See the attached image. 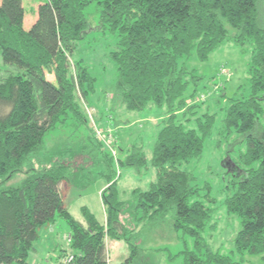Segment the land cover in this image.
Segmentation results:
<instances>
[{
  "label": "trees",
  "instance_id": "1",
  "mask_svg": "<svg viewBox=\"0 0 264 264\" xmlns=\"http://www.w3.org/2000/svg\"><path fill=\"white\" fill-rule=\"evenodd\" d=\"M263 2L44 0L25 30L22 0H0V264H27L42 230L56 219L69 228L70 264H108L106 240L126 245L129 255L122 264H146L142 230L168 220L176 235L194 239V251L181 253L183 264H244L250 256L264 263V127L258 124L264 115ZM89 6L95 25L86 17ZM100 39L109 42L107 57L115 70L108 107L104 95L96 96L90 66L74 56L85 41ZM224 44L250 58L249 95L229 98L222 120L223 130L242 138L245 147L238 156L240 175L224 201L226 213L240 224L229 255L202 246L211 213L185 170L201 158L215 120L208 108L201 114L205 103L197 95L206 85L192 64H204ZM218 98L219 106L225 96ZM149 107L165 116L148 164L155 181L146 191L133 190L132 201L125 203L113 160L115 170L137 174L146 170L147 161L141 142H119L114 130L122 123L114 118L120 109L141 113ZM87 109L98 114L92 115L98 125L112 117V147L120 159L96 140ZM89 170H103L97 176L107 186L101 193L104 224L86 208L81 224L64 205L62 186H71L80 171L88 172V186L94 179ZM127 206L131 221L124 222L120 217Z\"/></svg>",
  "mask_w": 264,
  "mask_h": 264
},
{
  "label": "rangeland",
  "instance_id": "2",
  "mask_svg": "<svg viewBox=\"0 0 264 264\" xmlns=\"http://www.w3.org/2000/svg\"><path fill=\"white\" fill-rule=\"evenodd\" d=\"M43 2L44 0H22V7L24 10V29H29L34 23L37 17V7ZM262 8H264V5ZM85 13L86 17L92 21V25H95V20H93V6H89ZM105 40L106 39L85 41V44L82 47H78L74 56L76 58H81L90 66V70L96 79V96L104 95L103 99H107L106 104L108 107V103L110 102L108 94L112 95L115 86V70L108 60L107 54L109 48L107 47L109 42ZM249 59L247 53L242 54L234 45L224 44L214 50L208 61L204 64H192L193 67L199 70L201 76L204 77V83L206 85V88L200 91L197 95V97H203L205 103L204 110L201 114H204L206 108H208L207 113L209 115H214L215 120L212 135L204 140L201 158L198 161L193 160L190 162V164L185 166V170L194 177L193 185L197 186L200 190L199 198L211 213L209 223L203 230L202 239L200 240L202 246L210 249L213 253H218L220 255H229L233 250L231 239L240 229L239 221L235 217L226 213L224 201L228 195V187L231 185V182L236 180L235 176L240 175L239 173L241 170L238 168L240 166L237 164L238 156L245 151L242 138L236 134L234 135L233 133L223 130L224 127L222 125V120L224 118V109L228 106L229 98L243 99L247 98L249 95L248 84L245 79ZM1 74L4 75L3 68L0 65V75ZM47 79L52 80L49 76ZM214 91H216L215 94ZM222 94H224L225 98L218 102L220 104L218 106L214 101ZM218 100L220 99L218 98ZM184 105L185 108L182 109L183 112H185V109L190 106V101H188V103L186 102ZM89 112L94 118H97V113L93 114V112ZM121 113L122 112L117 111L114 120H119V118H121ZM154 113L156 117L162 116L163 114L159 112ZM149 119L150 116L147 112L130 114V117L122 121L123 127L128 128L114 130L115 136L120 137L119 142L122 143L123 146H130L132 141H128V138L126 139L127 135L130 133L138 135L140 134L138 131L143 128L144 132L141 136L144 138L141 140L139 139L136 143L141 142L143 144V153L146 160L148 159L147 157H151L152 152V140L151 137H148L152 130V128H150L151 123L147 122ZM162 119H165V117L162 116ZM111 123H114L113 119L112 117H108L105 121H102L101 124H95L96 129L101 132L107 129L110 130ZM153 123H155V121ZM258 124L261 127H264V115L259 118ZM73 147L75 149L76 145ZM56 148H58V146L54 147V149ZM103 149H105V147ZM116 154L117 157H115V159H120L119 153ZM101 158L102 157L100 156V160ZM76 160L82 163V161H80L82 159L78 158ZM113 163V170L119 174L116 188L120 195V200L125 203L132 201V191L134 189L141 191L146 190L149 184L155 181V171L149 167L148 163L146 170L139 174L134 173L133 170L127 168L115 170L116 164L114 160ZM89 171L93 173L92 175L94 179L88 186L84 187L86 185V180L89 177L87 171H80L76 174L74 183L68 188L62 186L64 205L70 215L77 222L84 223L81 209L86 208L97 221L103 223L105 217L100 195L107 186L104 179L97 176L99 172L103 170ZM102 188L103 190H101ZM124 210L125 211L120 217V220H125L124 222H127L128 220L131 221L130 206L125 207ZM169 223L168 220L161 222V225H148L149 227L142 230V236L140 235V238L142 239L140 241V247L144 251L143 258H145L146 264H183V255L181 253L184 250L191 252L194 251V239L188 236L182 237L176 235L170 230ZM143 225L144 223L140 224L135 231H138ZM51 227L53 228V231L48 230L47 232V228L42 230L41 241L44 240L45 236L56 237L60 245L59 248H64V237L69 231L68 226L63 220L56 219ZM131 228L133 229L132 225L128 229L131 230ZM121 243L114 245L108 243V264H122L128 257V249ZM38 244L36 243L35 246H38ZM123 247L125 249L123 252L124 254H120L119 252H122ZM42 253L44 256L45 250H42ZM67 257H69L68 254ZM35 262H30V264H35ZM244 264L264 263L261 261V257L250 256L245 258Z\"/></svg>",
  "mask_w": 264,
  "mask_h": 264
},
{
  "label": "crops",
  "instance_id": "3",
  "mask_svg": "<svg viewBox=\"0 0 264 264\" xmlns=\"http://www.w3.org/2000/svg\"><path fill=\"white\" fill-rule=\"evenodd\" d=\"M24 28V27H23ZM25 30H28V29H25ZM109 95V98H110V95L111 94H108ZM188 103V102H187ZM119 112H122L120 114V117L122 118H119V120L121 121H124L126 120L128 117H130V114H140V113H129V112H126L124 109H120L118 110ZM148 113L149 116H150V119L147 120L148 123H151V127L152 130L150 132V136L148 137H151V140H152V145H153V142H154V138H155V135L157 133V130H158V125L160 124L161 122V119H162V116H164V112L161 111V110H158V109H155L153 107H149L147 110H145L144 112H141V113ZM154 112H159V113H163L162 116H159V117H156L155 113ZM179 114V113H178ZM180 116V114H179ZM165 117V116H164ZM163 120V119H162ZM155 121V123H153ZM127 129L125 127L120 126V127H117L116 129ZM148 129V128H147ZM144 132V129L142 128V130L138 131V135H133V134H129L127 135L126 139L129 141H132L131 144L133 143H136L137 141H139V139H143L144 137L141 136V134ZM135 136V137H134ZM151 157H152V154H151ZM151 157H147L148 159L146 160L148 164H150V161H151ZM146 158V157H145ZM103 190V188L101 189ZM100 190V191H101ZM136 190V189H134ZM147 190V189H146ZM146 190H143V191H146ZM100 193V192H99ZM102 193V192H101ZM101 196V195H100ZM104 217H105V211H104ZM99 222V221H98ZM81 224H84L82 222H79ZM105 223V220L102 224ZM52 227H48L46 229V231L48 232V230L50 231H53V228L51 229ZM43 233V232H42ZM41 233V234H42ZM41 241V240H40ZM39 241V242H40ZM38 242V243H39ZM64 248H59L60 245L58 243V240L56 237H50V236H45L44 240L41 241L38 246H36V252L34 254H32V256L28 259L27 261V264H30V262H35V264H63L64 261L68 258V257H65V255H69V257H71L70 253H71V250H70V234H69V231L67 232V235L64 237ZM108 243L111 244V245H114V244H120L121 242H111L109 240H106V252H107V247H108ZM121 244H124V243H121ZM124 246H126L124 244ZM60 249V250H58ZM42 250H45V255L43 256V253H42ZM124 247H123V250L122 252H119L120 254L124 252ZM119 251V249H118ZM124 254V253H123ZM122 254V255H123ZM42 255V256H41ZM117 255V254H116ZM120 256V255H119ZM107 257H108V253H107ZM37 259V260H36ZM109 262V260H108Z\"/></svg>",
  "mask_w": 264,
  "mask_h": 264
},
{
  "label": "built area",
  "instance_id": "4",
  "mask_svg": "<svg viewBox=\"0 0 264 264\" xmlns=\"http://www.w3.org/2000/svg\"><path fill=\"white\" fill-rule=\"evenodd\" d=\"M201 100H203V97H201ZM197 101H198V99H197ZM89 111H91V112H93L91 109H87V113H88V115H89V117H90V121H91V125H92V127H93V129H94V133H95V138L100 142V143H102V145L105 147V148H107V150L108 151H110V153H111V155L113 156V157H115L116 156V151L113 149V147H112V144H113V137H112V135H111V132H110V130H106V131H99V130H97L96 129V125H95V123H94V121H93V118H92V115H91V113L89 112ZM95 126V127H94ZM72 256L71 257H68L65 261H64V263L63 264H70L71 263V261H72Z\"/></svg>",
  "mask_w": 264,
  "mask_h": 264
}]
</instances>
